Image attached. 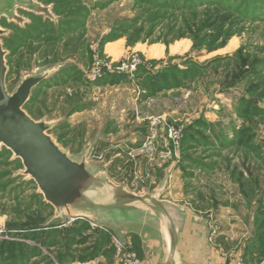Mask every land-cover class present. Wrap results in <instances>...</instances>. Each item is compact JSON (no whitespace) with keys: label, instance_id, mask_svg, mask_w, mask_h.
<instances>
[{"label":"rangeland","instance_id":"1","mask_svg":"<svg viewBox=\"0 0 264 264\" xmlns=\"http://www.w3.org/2000/svg\"><path fill=\"white\" fill-rule=\"evenodd\" d=\"M37 1L55 18L17 9L22 22L0 20L11 94L54 69L25 111L54 122L48 133L72 156L88 149L87 162L113 183L188 208L229 264H260L264 0ZM6 149L0 264H120V244L144 264L140 238L55 217Z\"/></svg>","mask_w":264,"mask_h":264},{"label":"water","instance_id":"2","mask_svg":"<svg viewBox=\"0 0 264 264\" xmlns=\"http://www.w3.org/2000/svg\"><path fill=\"white\" fill-rule=\"evenodd\" d=\"M17 9L44 14L54 19L50 6L37 0H0L2 16L22 22ZM4 29L0 28V34ZM5 51L0 42V145L13 152L25 166L24 174L34 180L52 208L55 217L72 215L92 218L111 225L154 218L171 245L178 239V225L186 209L162 193L138 195L113 183L100 166L86 160L88 149L79 158L62 148L48 133L54 122L32 118L24 109L34 89L49 78L54 69L35 72L24 78L14 93L6 88Z\"/></svg>","mask_w":264,"mask_h":264},{"label":"crops","instance_id":"3","mask_svg":"<svg viewBox=\"0 0 264 264\" xmlns=\"http://www.w3.org/2000/svg\"><path fill=\"white\" fill-rule=\"evenodd\" d=\"M183 207L187 214L183 219L184 222L178 225V239L175 245L170 244L161 231L159 222L154 218L116 225L105 224L117 231L124 239L132 236L140 238L141 248L145 254L144 264H229L225 256H221L220 251L208 242L204 226L192 220L190 210ZM251 252L252 250L247 253ZM260 264H264V258Z\"/></svg>","mask_w":264,"mask_h":264},{"label":"built area","instance_id":"4","mask_svg":"<svg viewBox=\"0 0 264 264\" xmlns=\"http://www.w3.org/2000/svg\"><path fill=\"white\" fill-rule=\"evenodd\" d=\"M169 138L174 139L178 136V133L175 129H172L169 127ZM75 218H71V220H74ZM118 254L121 256L120 264H140V259L136 255V253H133L129 250H124L120 244L118 247Z\"/></svg>","mask_w":264,"mask_h":264},{"label":"flooded vegetation","instance_id":"5","mask_svg":"<svg viewBox=\"0 0 264 264\" xmlns=\"http://www.w3.org/2000/svg\"><path fill=\"white\" fill-rule=\"evenodd\" d=\"M2 18V17H1ZM1 20V19H0ZM1 28V27H0ZM1 29H4V28H1ZM0 35H2V34H0ZM0 42H1V40H0ZM2 46H3V42H2ZM3 49H4V47H3ZM4 51H5V49H4ZM5 55H6V51H5ZM5 57V56H4ZM5 60H6V57H5ZM6 67H7V64H6ZM6 72H7V69H6ZM8 73V72H7ZM6 80H7V76H6ZM6 84V83H5ZM7 88V87H6ZM7 90H8V88H7ZM8 92H9V90H8ZM10 93V92H9Z\"/></svg>","mask_w":264,"mask_h":264},{"label":"trees","instance_id":"6","mask_svg":"<svg viewBox=\"0 0 264 264\" xmlns=\"http://www.w3.org/2000/svg\"><path fill=\"white\" fill-rule=\"evenodd\" d=\"M153 3H154V2H153ZM6 150H7V152H10V150H9V149H6ZM47 205L51 207V205H49L48 203H47ZM262 238H264V237H262Z\"/></svg>","mask_w":264,"mask_h":264}]
</instances>
